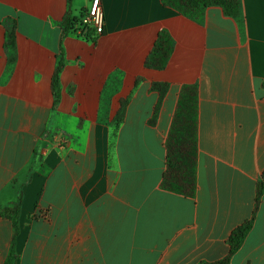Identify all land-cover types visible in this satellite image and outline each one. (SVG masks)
<instances>
[{"label":"crops","instance_id":"crops-1","mask_svg":"<svg viewBox=\"0 0 264 264\" xmlns=\"http://www.w3.org/2000/svg\"><path fill=\"white\" fill-rule=\"evenodd\" d=\"M101 2L105 30L86 35L76 26L91 0H0V264L14 231L1 210L20 199L14 264L224 259L264 174V0H239L238 18L210 6L201 21L162 0ZM164 30L174 47L155 69L146 62ZM153 83L169 85L155 124ZM186 84L198 87L194 197L161 187ZM231 264H264V194Z\"/></svg>","mask_w":264,"mask_h":264},{"label":"trees","instance_id":"trees-1","mask_svg":"<svg viewBox=\"0 0 264 264\" xmlns=\"http://www.w3.org/2000/svg\"><path fill=\"white\" fill-rule=\"evenodd\" d=\"M69 3L72 0H68ZM164 4L176 8L186 16L196 20H202L206 9L210 6H221L225 13L238 18L240 16L239 0H162ZM73 21L67 16L63 23L64 33H68L73 27ZM15 26L8 33L6 47L10 52L11 60L15 58ZM90 29L85 28L84 34H88ZM173 40L167 31H162L147 59V66L162 69L168 63L172 51ZM64 67V58L61 57L55 70L52 82L54 102L57 106L62 97L61 73ZM152 89L158 91L159 100L155 106L154 115L150 123L155 124L158 117L163 99L168 92L167 83H153ZM127 101L122 103V108L116 118L117 124H120L125 115ZM198 87L195 84H186L182 87L176 112L174 114L171 129L169 131L167 148V167L161 181V187L165 190L194 197L198 188ZM264 194V174L258 182L257 194L254 210L250 219L236 227L229 237L230 249L224 259L215 262H203L201 264H231L232 257L242 247L248 233L251 231L256 220L257 212ZM20 206L21 199L13 207L7 208V211L1 210L2 215L8 217L13 224V238L11 247L4 264H14L17 257L16 239L20 231Z\"/></svg>","mask_w":264,"mask_h":264},{"label":"built area","instance_id":"built-area-1","mask_svg":"<svg viewBox=\"0 0 264 264\" xmlns=\"http://www.w3.org/2000/svg\"><path fill=\"white\" fill-rule=\"evenodd\" d=\"M79 32L85 28L92 30L96 35L105 30V13L101 0H91L90 7L81 15L76 26Z\"/></svg>","mask_w":264,"mask_h":264}]
</instances>
